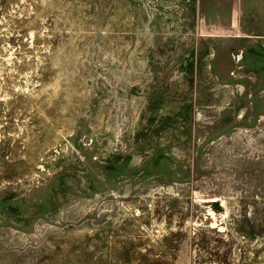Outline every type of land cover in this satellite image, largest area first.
Returning <instances> with one entry per match:
<instances>
[{"label":"rangeland","instance_id":"rangeland-1","mask_svg":"<svg viewBox=\"0 0 264 264\" xmlns=\"http://www.w3.org/2000/svg\"><path fill=\"white\" fill-rule=\"evenodd\" d=\"M196 2L0 0V264H264V33Z\"/></svg>","mask_w":264,"mask_h":264},{"label":"crops","instance_id":"crops-1","mask_svg":"<svg viewBox=\"0 0 264 264\" xmlns=\"http://www.w3.org/2000/svg\"><path fill=\"white\" fill-rule=\"evenodd\" d=\"M196 12L198 21L203 18L216 30L225 31L212 36L224 37L230 44L227 48L213 45L215 58L209 63L212 66L218 57H230L232 48L241 50L239 46L245 39L262 37L264 33V0H197Z\"/></svg>","mask_w":264,"mask_h":264},{"label":"bare ground","instance_id":"bare-ground-1","mask_svg":"<svg viewBox=\"0 0 264 264\" xmlns=\"http://www.w3.org/2000/svg\"><path fill=\"white\" fill-rule=\"evenodd\" d=\"M235 22V21H234ZM214 200H219V201H221L222 202V205L224 206V208L222 209V210H216V209H214L213 207H211V208H209V212H208V214L209 215H211V216H213V218L214 217H217V215H218V213H220L221 214V216L223 215V217H224V215H226L227 213H228V209H226V200L223 198V197H221V196H219V195H212L211 196V198H210V201L212 202V201H214ZM217 220V219H216ZM215 220V221H216ZM213 224V223H212ZM213 225H215V224H213ZM224 226V225H223ZM225 227V226H224ZM221 228V227H220ZM224 230V229H223Z\"/></svg>","mask_w":264,"mask_h":264},{"label":"water","instance_id":"water-1","mask_svg":"<svg viewBox=\"0 0 264 264\" xmlns=\"http://www.w3.org/2000/svg\"><path fill=\"white\" fill-rule=\"evenodd\" d=\"M212 206L214 207V209L216 210H222L224 208V206L222 205V202L219 200H214L212 201Z\"/></svg>","mask_w":264,"mask_h":264}]
</instances>
